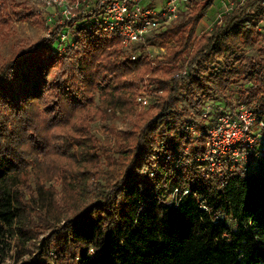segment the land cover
Instances as JSON below:
<instances>
[{
	"label": "trees",
	"instance_id": "obj_1",
	"mask_svg": "<svg viewBox=\"0 0 264 264\" xmlns=\"http://www.w3.org/2000/svg\"><path fill=\"white\" fill-rule=\"evenodd\" d=\"M215 1H181L184 8L200 7L131 49L115 34L96 31L92 16L79 18L0 76V102L13 108V126L0 136V261L12 242L35 238L31 219L39 216L32 213L41 210L49 214L46 228L64 224L35 258L20 264H264V148L256 143V166L246 174L197 160L224 111L244 105L264 115V0H235L233 8L226 0L220 22L193 42ZM144 40L172 41L177 48L153 60L139 50ZM256 43V55L241 53ZM61 63L70 73L65 68L55 76ZM151 92L156 96L137 111V99ZM208 103L214 109L207 110ZM106 109L130 118L132 127L109 129L101 142L90 123L105 119ZM258 135L264 139V129ZM46 156L55 157V170L67 178L64 208L56 207L55 195L50 201L53 191L41 183L27 199L33 208L18 190L20 175L28 166L40 170L39 158ZM85 196L90 206L82 209Z\"/></svg>",
	"mask_w": 264,
	"mask_h": 264
},
{
	"label": "rangeland",
	"instance_id": "obj_2",
	"mask_svg": "<svg viewBox=\"0 0 264 264\" xmlns=\"http://www.w3.org/2000/svg\"><path fill=\"white\" fill-rule=\"evenodd\" d=\"M71 1L72 0H66L67 6L72 5ZM167 1L168 0H153L155 11L157 13L161 12L162 9L166 6ZM0 2L2 4H5V13L3 15L0 14V20L6 22L4 24H0V76H5L7 73H9L10 67L14 65L18 57L23 55L25 51H27L28 49L36 50L38 47H40V45L43 42L49 40L52 36H54V30L58 26V21H59L58 19L61 17L60 11H62L65 7L63 8V7L54 6V7L45 8L41 0H1ZM183 4L184 2L179 6L180 9L177 13L176 18L172 20L167 26L176 24L179 20L183 18H187L190 14L196 12L197 9H199L200 7V4L196 5V2L190 4L186 8L183 7ZM235 4L236 1L232 0L229 6L233 8ZM227 7L228 5L226 3V0H221V1L216 0L214 4L210 6L205 16L201 19V21L198 24L197 36H195L193 42L194 41L196 42V39H199L198 36H200L203 32L209 31L217 24V21L219 20V16L222 14L223 10H225ZM71 14L75 15L77 14V12L70 10V13L68 14L67 17L70 18ZM50 16L53 17L52 20L46 22V20ZM6 17L8 18L6 19ZM64 18L65 17H63V19ZM75 22L73 21V19L71 20L72 24H74ZM157 31L158 30L152 31L151 33H149L148 37H150L152 33ZM62 32L67 33V28H63ZM59 36L60 33H58L57 39H55L52 44L53 48L57 47ZM67 38L68 40H72L73 35L68 34ZM260 40L261 39L259 38L257 43H260L259 42ZM142 43H143V47H140L139 50H141L144 54H148V56L153 60L156 58L161 59L162 56L166 54L168 48H174V49L177 48L175 47V44L172 41H166L161 43L159 40H155L153 42L152 41L146 42V40H144ZM257 43L245 47L244 49L241 50V53L247 55H256ZM62 52H64V50ZM221 64L222 63H220V65ZM163 65L164 64L162 63L160 67H164ZM65 68L68 69V64H63V63L58 64L56 69L59 72L55 76L60 77L61 72L65 70ZM52 71L53 70H51L50 72V76H48L49 79L54 78ZM175 76H174V80L179 78ZM240 82L241 80H238L234 84V89H236L239 86ZM157 93H160V91H158ZM145 95L146 97L149 98L148 100H150L152 99L153 96L154 97L156 96V93L151 92ZM97 96L94 101L96 105L99 104ZM228 96H229V100L232 103H235L238 94L236 93V91H232L229 93ZM137 102H138V105L136 106L137 111L145 110L147 108V107L146 108L142 107V103L138 101V99ZM5 104L3 102H0V114H1L0 136L4 135L6 128L7 131H9L13 126L11 119L13 108L9 104L6 105ZM206 106H207V110L214 109V107L209 103ZM129 119L125 118L119 112H116L115 115H112V112L106 109V118L105 119L101 117L93 118L92 122L90 123V129L93 132V134L102 142L104 139H106L109 136V129H114L116 131L130 129L132 125ZM15 122L16 121L14 119V123ZM144 128L145 125L142 126L141 132ZM30 130L31 128L29 127L27 132L29 133ZM254 132L256 134L260 132L258 125H254ZM34 135L39 136V134L35 131H34ZM30 138L34 139L35 137L30 134ZM30 142L31 141H28V145L25 146L28 149L31 148ZM256 142L258 149L264 148V139L257 138ZM55 161H56L55 157H50V156L39 158V163L41 164L40 170H37V168L33 170L32 166H28L25 172H23L20 175L19 177L20 187L18 186L19 187L18 190L21 189V192H24V201L26 205H30L32 208L35 207L33 203H31L27 199L28 197L31 196L32 191L35 190L37 183H41L43 185L44 190L53 191V195L49 197L50 201L51 202L54 201L53 196L55 195L54 197L56 199V207L58 208L65 207V203L66 201H68L69 195L68 193L62 195L63 194L62 188H63V181H65L67 178L62 179L59 176V174L55 170L57 168ZM99 161L101 168L106 170L107 167L104 163L103 156L100 155ZM103 178L104 177L102 176L99 179H103ZM123 178L124 177L121 176V180H123ZM78 182L79 179L76 180L73 184H77ZM66 183L67 181H65V184ZM116 184H118V180L115 181L114 185ZM114 189L115 187H112L111 191ZM89 203H90V197L85 196L84 201L81 202L80 206L82 207V209H84L86 208V206L87 207L90 206ZM38 205H40V203ZM61 205H63V207H61ZM32 214H36L39 216V219L37 217H33L31 219V225H32L31 227H33L35 238L29 242H26L25 244L22 243L16 244L15 241L12 242L11 246L13 249H11L9 255L3 261H0V264H20L23 260H27L29 258H35L37 253L40 251V248L42 247V242L46 240L51 233L57 231L64 224V219H61L58 222L57 226L55 224H51L52 225L51 227L53 228L48 229L45 227L46 226L45 224L48 223L49 220L48 213H44L41 210L39 211L37 210L34 211V213ZM67 215L71 216L70 213H67Z\"/></svg>",
	"mask_w": 264,
	"mask_h": 264
},
{
	"label": "built area",
	"instance_id": "obj_3",
	"mask_svg": "<svg viewBox=\"0 0 264 264\" xmlns=\"http://www.w3.org/2000/svg\"><path fill=\"white\" fill-rule=\"evenodd\" d=\"M181 1L185 0H168L162 11L157 13L153 0H72L70 6H67L66 0H41L45 8L65 7L60 11L61 17L54 34L64 24L69 23L73 27L79 22L77 19L92 16L96 21V31L115 34L125 49H130L152 31L174 20ZM70 10L77 14H71L68 18ZM52 18L50 16L46 22ZM72 19L76 21L74 24L71 23ZM220 19L219 16L217 23ZM61 39L64 40L65 35H61ZM135 58L136 55L132 54L131 59ZM148 99L140 96L138 101L145 105ZM254 125H258L260 130L264 129V115L258 117L256 112L244 105L238 106L233 114L224 111L208 130L205 153L197 160L207 162L210 169L226 165L232 172L246 174L256 166V140L259 135L254 132Z\"/></svg>",
	"mask_w": 264,
	"mask_h": 264
}]
</instances>
